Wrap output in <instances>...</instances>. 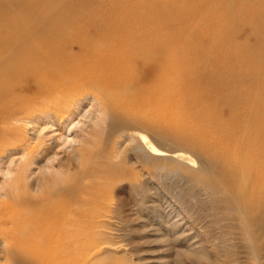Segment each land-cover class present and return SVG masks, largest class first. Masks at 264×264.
Wrapping results in <instances>:
<instances>
[{
  "label": "bare ground",
  "instance_id": "1",
  "mask_svg": "<svg viewBox=\"0 0 264 264\" xmlns=\"http://www.w3.org/2000/svg\"><path fill=\"white\" fill-rule=\"evenodd\" d=\"M105 124L136 141L137 164L168 163L166 176L182 172L187 190H198L192 201L206 205L219 230L212 243L224 250L221 264L241 262L236 243L251 264H264V0H0L5 262L164 264L114 236V222L141 220L155 192L139 166L132 214L109 206L99 155L88 149ZM142 131L170 136L175 149ZM115 152L101 156L112 162ZM158 208V220L146 221L162 242L193 237L184 253L212 263L200 235L191 236L201 215L186 210L187 226L179 213L170 220Z\"/></svg>",
  "mask_w": 264,
  "mask_h": 264
},
{
  "label": "rangeland",
  "instance_id": "2",
  "mask_svg": "<svg viewBox=\"0 0 264 264\" xmlns=\"http://www.w3.org/2000/svg\"><path fill=\"white\" fill-rule=\"evenodd\" d=\"M236 40L241 41L242 39L241 37H238L236 38ZM245 42H246L245 43L246 46L254 45L252 43L251 38H249ZM244 63L248 64V61L245 60ZM254 66H259V65L254 64ZM106 123H108V121ZM109 132L110 131L106 127V124L105 126L103 125L102 128L97 129L95 131L94 137L92 138V142L88 147L90 152L99 155L96 158V163H98L97 160L98 161L100 160L98 164V169L100 173L104 176L103 177L104 182L101 183L99 186H100V190H102L104 193L108 195V200L106 201L107 203L108 202L110 203L109 206L112 207L113 209L116 203L120 204L121 211L119 210V212L122 217L129 216V213L132 214L129 211V206L132 205L135 199L138 197L136 191L132 188V184H135V181L137 180L136 178H140L139 177L140 171H137L140 167H142L144 173L148 177L147 182L149 181L148 183L149 186L151 187L150 192L151 193L152 191L155 192L153 194H150L145 199L146 202L145 207L148 209L145 210L143 214H141L142 215L141 220H133L123 226H121L122 224H119L116 221L114 222L116 224L115 227H117V229L118 228L121 229V230L119 229V231H116L114 236H118L119 240H121V242L125 244L128 241H131L132 247L133 246L138 247L144 252L143 256L148 258L153 257L157 260H160L164 264H196L197 262L195 260L196 259L195 256L184 253L187 251L188 248L187 245L193 240V237L187 240V237L179 235L178 242L175 243L174 246L168 245L167 243L162 242L163 237L157 235L159 232L152 231L154 230L153 228L155 227L150 226V224L146 221L148 219L151 221L152 218L154 220H158L155 218L153 214L154 213L153 208L160 207L161 211L163 210L162 213L167 215L169 214L168 218H170V220H173L175 218L176 213H179L181 217L184 218L183 221L186 223V225L191 226V219H188V216L185 212L186 210L187 211L189 210L190 212H195L196 214H199L202 217L201 222L193 226L194 229L191 230L192 231L191 236L194 234V232L200 235L203 243V247L212 257V261H211L212 263L210 264H221L218 258L219 259L223 258V255H225L224 250L215 248L216 245L212 243L213 236L217 235L219 230L213 228L215 227L214 224L209 225V220L211 219V216L207 215L208 211L206 205L203 206L200 203L197 204L198 201L195 202L196 204L193 202L195 197L197 196L196 192H198V190L197 189H195V191L187 190L186 187L187 183L185 181L186 178L182 172L181 173L177 172V174L172 173L166 176V173H164V171L171 167L168 163L167 164L163 162L154 163V162H150L151 160H148L146 163L137 164L136 156L132 155L134 154L133 149L135 148L136 141L132 138H128L127 135L125 134H122V136H118ZM142 133L145 134L148 138L152 139L155 143H157L158 145H160V147L164 149H169V150L175 149L174 147L176 144L174 143L173 139L168 135H164L163 139L162 138L160 139L157 135L152 134L151 132L142 131ZM46 135L50 136L51 132H46ZM56 148H58L57 157L63 158V161H65V158L67 159V154L61 152L58 146H56ZM183 151L189 153L194 159H196L197 162L200 160L204 161L203 156L197 151L195 152L193 150H189L185 148L183 149ZM109 152L111 153L110 155H114V152L116 154L117 152H121V153H119V156L113 157L112 162H110L106 160V158H103V156H101V153L106 154ZM14 155L15 156L13 157L15 158L19 156V154L17 153ZM10 157H12V155L9 157L6 156L5 159H3L4 166L7 165L6 163L9 162ZM157 164L163 166V170L156 171ZM73 165H72L73 168L77 166V164H75L74 166ZM73 168L69 169L68 172L71 173L74 170ZM193 168H197V165L195 164ZM29 172H30L29 173L30 176L37 174L36 166L31 167ZM65 174L66 171H64V173H60L59 175L57 174L55 176V179H57L56 181H59ZM164 175L166 178H164ZM172 175H174V177ZM1 180H2V176L0 177V183L2 182ZM59 183L60 182H58L57 184ZM201 200H202V196H201ZM133 217L134 215L131 216V218ZM195 239L197 242L198 238ZM196 242L195 244H193V246L198 245ZM176 250H178L179 254L177 253ZM233 250L236 251V253L238 254L237 257L239 256L238 259L241 261L238 264L252 263L250 260H248V258L246 257L247 255L244 253L246 252V250L241 245H239V243H236V247ZM202 261L206 262V260H202ZM0 264H8V263L5 262V259L3 258L1 259L0 257ZM146 264H152V263H146ZM154 264H159V263H154Z\"/></svg>",
  "mask_w": 264,
  "mask_h": 264
}]
</instances>
